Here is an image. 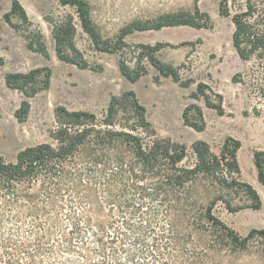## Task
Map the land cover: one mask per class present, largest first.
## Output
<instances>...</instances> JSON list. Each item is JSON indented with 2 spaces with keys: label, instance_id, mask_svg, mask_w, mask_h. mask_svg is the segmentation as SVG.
<instances>
[{
  "label": "trees",
  "instance_id": "16d2710c",
  "mask_svg": "<svg viewBox=\"0 0 264 264\" xmlns=\"http://www.w3.org/2000/svg\"><path fill=\"white\" fill-rule=\"evenodd\" d=\"M59 3L76 10L83 30L100 51L119 49L99 48L104 43L92 27L85 2ZM195 9V15L165 18L153 26L132 23L122 29L120 37L164 27H207L208 15ZM220 13L233 24L231 42L238 58L264 61V0H247L246 11L233 16L223 0ZM14 18L27 22L25 11L15 0L4 19L19 30ZM51 34L59 60L88 69L82 58L67 53L74 50L70 21L53 26ZM26 39L30 49L48 57L42 36L33 34ZM159 45L141 46L151 49L145 57L160 75L172 77L187 88L188 83L180 82L177 70L154 56ZM121 72L130 83L145 75L133 76L123 66ZM50 76L48 68L5 76L6 86L24 96L14 113L18 123L26 121L29 99L48 89ZM203 88L200 84L192 98L198 99V93L204 96ZM124 95L132 98L130 109L137 120L133 127L148 128L145 107L136 94L130 90ZM206 104L222 115L220 104ZM120 105L121 100L112 97L101 122L88 112L57 107L59 127L51 135L55 145L27 147L13 160L0 154V264H214L209 250L226 248L239 253L253 236L264 239V229L240 237L212 212L219 201L230 212L261 208L258 192L240 179L239 141L227 138L218 155L205 142H196L192 145L194 164L183 166L185 146L168 139H154L146 145L132 129L114 130ZM194 108V104L185 107L183 122L201 131L200 110L195 108L198 119L189 118ZM122 146L131 155L121 151ZM253 165L257 181L264 188V151L253 154ZM199 183L216 188L218 194L207 205L194 203L181 208L180 198ZM233 195L243 197V206L232 205ZM204 236L208 238L205 244L200 243Z\"/></svg>",
  "mask_w": 264,
  "mask_h": 264
},
{
  "label": "rangeland",
  "instance_id": "374dc122",
  "mask_svg": "<svg viewBox=\"0 0 264 264\" xmlns=\"http://www.w3.org/2000/svg\"><path fill=\"white\" fill-rule=\"evenodd\" d=\"M12 1L0 0V154L6 160H13L20 150L30 146L55 145L51 135L59 127L57 107L88 112L101 122L110 99L115 97L121 100V107L113 129L126 132L132 129L146 145L154 139H168L185 146L183 166L194 164L192 145L196 142H205L218 155L227 138L239 141L240 179L258 192L261 208L230 212L219 201L212 212L242 238L252 230L264 229V188L257 182L253 165V154L264 151V61L238 58L231 42L233 26L230 19L220 13L223 0H81L87 4L92 27L104 43L99 48H119L113 52L100 51L83 30L76 10L62 6L59 0H17L25 8L27 22L14 18L13 22L20 28L11 29L3 15L9 11ZM246 3L247 0H226V9L230 16L240 14L246 11ZM195 8L208 15L207 27H164L133 31L120 37L122 29L132 23L153 26L165 18L195 15ZM67 21L74 28V50L69 49L67 53L82 58L88 69H78L55 57L52 27ZM33 34L42 36L49 60L28 51L26 36ZM158 44L160 47L154 56L177 70L180 82L188 83L187 88L172 77L160 75L145 57L151 49L141 46L153 48ZM11 51H22L24 61H15ZM42 66L51 70L50 87L29 99L26 121L18 123L14 113L24 96L5 86L4 75ZM122 66L133 76L145 75L136 83H130L122 75ZM200 84L204 86L205 95L198 93V99L192 98ZM130 90L145 107L148 128L133 127L137 120L130 109L132 98L124 95ZM206 102L213 106L220 104L222 115ZM191 104L201 112V131L184 125L182 112ZM195 108L189 111L190 119L197 118ZM120 148L131 155L128 148ZM216 194V188L199 183L183 194L179 204L181 208L194 203L207 205ZM232 199L234 207L245 203L241 195H233ZM206 242L208 238L204 236L200 243ZM208 254L214 264H264V239L253 236L246 249L239 253L224 248L219 252L209 250Z\"/></svg>",
  "mask_w": 264,
  "mask_h": 264
},
{
  "label": "flooded vegetation",
  "instance_id": "af4514ba",
  "mask_svg": "<svg viewBox=\"0 0 264 264\" xmlns=\"http://www.w3.org/2000/svg\"><path fill=\"white\" fill-rule=\"evenodd\" d=\"M14 1V0H13ZM12 1V2H13ZM15 1H17V0H15ZM12 2H11V5H10V9H9V11L11 10V7H12ZM18 3H19V1H17ZM19 5L22 7V9L25 11V8L19 3ZM8 11V12H9ZM7 12V13H8ZM25 13H26V11H25ZM6 14V13H5ZM4 14V15H5ZM4 15H3V20H4V22L7 24V25H9L6 21H5V19H4ZM10 26V25H9ZM10 28L11 29H13L11 26H10ZM13 30H15V29H13ZM15 31H17V30H15ZM53 39V38H52ZM24 40H26V39H24ZM27 41V40H26ZM53 42H54V40H53ZM46 46V45H45ZM26 47H27V49H28V51L29 52H31V53H34V54H38L40 57H42L43 59H45V60H49L50 59V54H49V52H48V49H47V47H46V51H47V54H48V57H44L41 53H39V52H37V51H34V50H32V49H30L29 47H28V41L26 42ZM11 53L12 54H14V58H15V61H17V62H23L24 61V59H25V55L22 53V51H20V52H16V51H11ZM54 53H55V57L57 58V60L58 61H60V62H62V63H65V62H63V61H61V60H59L58 59V57H57V55H56V51H55V44H54ZM65 64H67V63H65ZM38 68H48L49 70H50V68L49 67H47V66H42V67H32V68H30V69H28L27 71H25V72H19V71H15V72H8V73H6L5 75H4V84H5V76L7 75V74H9V73H23V74H26V73H28V72H30V71H32V70H35V69H38ZM79 69V68H78ZM82 70V69H81ZM51 71V70H50ZM50 78H51V76H50ZM5 86H6V84H5ZM7 87V86H6ZM49 87H50V84H49ZM49 87H48V89H49ZM8 88V87H7ZM9 89V88H8ZM11 90V89H10ZM47 90V89H46ZM46 90H43V91H46ZM13 91H15V90H13ZM43 91H41V92H43ZM41 92H39V93H41ZM19 93V92H18ZM38 93V94H39ZM37 95V94H36ZM35 95V96H36Z\"/></svg>",
  "mask_w": 264,
  "mask_h": 264
},
{
  "label": "water",
  "instance_id": "95a60500",
  "mask_svg": "<svg viewBox=\"0 0 264 264\" xmlns=\"http://www.w3.org/2000/svg\"><path fill=\"white\" fill-rule=\"evenodd\" d=\"M231 24H232V23H231ZM232 26H233V24H232ZM15 156H16V155H15ZM15 156H14V158H15ZM14 158H13V159H14ZM257 182H258V181H257Z\"/></svg>",
  "mask_w": 264,
  "mask_h": 264
}]
</instances>
